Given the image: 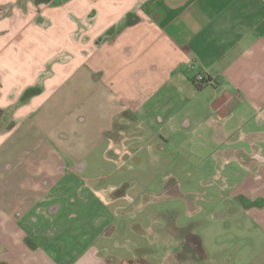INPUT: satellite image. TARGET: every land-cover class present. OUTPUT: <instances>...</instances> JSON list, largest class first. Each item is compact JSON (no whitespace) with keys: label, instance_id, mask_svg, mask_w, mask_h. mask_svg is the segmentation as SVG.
Masks as SVG:
<instances>
[{"label":"crops","instance_id":"obj_1","mask_svg":"<svg viewBox=\"0 0 264 264\" xmlns=\"http://www.w3.org/2000/svg\"><path fill=\"white\" fill-rule=\"evenodd\" d=\"M198 75L210 83L197 89ZM34 87L38 93L20 103ZM0 89L22 93L15 101H3L0 93V110L14 121L37 116L50 102L60 105L62 94L70 112L79 105L85 115L92 108L97 144L104 145L96 169L94 159L56 138L58 158L70 162L62 174L78 185L68 182L58 187L65 197H54L47 175L45 192L36 197L48 205L45 211L0 209V257L7 264L136 259L102 253L90 244L94 235L78 252L72 243L60 246L58 234L24 235L9 226L14 220L56 226L62 199L85 210L97 202L118 218L141 194L120 164L152 155L155 146L162 150L173 137L195 140L199 155L221 162L210 171L214 184L208 183L202 202L219 216L217 223L227 230L230 220L242 219L239 234H264V0H0ZM64 122L63 116L47 120V132L65 136L59 129ZM4 143L0 135V150ZM255 201L261 206H248ZM194 205L198 214L205 207ZM114 228L108 225L102 235H113Z\"/></svg>","mask_w":264,"mask_h":264},{"label":"rangeland","instance_id":"obj_2","mask_svg":"<svg viewBox=\"0 0 264 264\" xmlns=\"http://www.w3.org/2000/svg\"><path fill=\"white\" fill-rule=\"evenodd\" d=\"M0 93L3 94V101L19 100L22 95L9 90L7 94L1 89ZM62 95L60 105L55 106L50 102L49 107L44 108L37 116L29 113L14 121L10 114L0 110V120H5V116L10 119L0 126V135L5 141L0 150L2 211L14 213L15 208L19 207L24 214H28L35 206L45 211L48 205L37 204L36 197L38 193L42 196L45 192L42 185L47 175L53 178L49 190L54 197H65L63 190L58 187L68 182L69 185H78L71 177H64L62 174L70 166V162L67 158H58L63 153H56L53 143L57 137L68 141L76 155L87 156L92 161L94 159L93 164L98 168L104 147L97 144L98 113H93L92 108H89L84 115L79 105L75 111L70 112L65 104V96ZM21 99L22 97L20 103L27 98ZM60 116L65 119L61 128L59 127L65 130L63 137L58 136V131L47 132L48 126L45 124L47 120L55 123ZM10 121L14 122V126ZM160 146L163 149L155 146L152 155L127 159L126 163L120 164L121 173L128 176L126 180H130L135 191L141 194L128 204L129 208L118 211V218H113L97 202L93 201L85 210L81 205H70L68 200L62 199L59 214L54 219L51 218L56 226H50L47 220L42 230L41 226L38 228V225L22 224L14 220L9 228L22 230L24 235L31 234L32 230H36L39 235L44 232L58 234L62 241L60 246L66 247L72 243L76 249L90 243L94 235L97 237L96 243L90 244H94L102 253L111 252L134 258L137 256L136 249L145 248L147 253L144 257L152 264H264L263 233L245 230L239 234L242 219L241 222L230 220L229 227L225 230L217 223L219 216L214 218L215 212L208 210L207 205L202 203L209 198L204 194L208 191V183L214 184L210 171L220 166L221 162L215 161L213 157L199 155L197 152L200 147L192 139L180 140L173 137L167 145ZM175 184L180 193H176L178 189L176 190ZM197 203L205 206L200 214L192 207ZM110 224L115 227V232L106 237L102 232ZM249 226L248 224V229ZM0 234L5 235L1 224ZM84 234L89 239L84 237L83 242L80 236ZM190 235H198L203 239V252H193V244L187 242ZM9 238L13 240L12 236ZM44 250L40 253H47ZM3 259L0 257V263L5 262Z\"/></svg>","mask_w":264,"mask_h":264},{"label":"trees","instance_id":"obj_3","mask_svg":"<svg viewBox=\"0 0 264 264\" xmlns=\"http://www.w3.org/2000/svg\"><path fill=\"white\" fill-rule=\"evenodd\" d=\"M208 81H209L208 79H205L204 82H208ZM193 85L197 89H200L203 84H197L196 82H193ZM37 93H38V89H36V88L35 89L34 88L29 89L23 94L21 100H23L25 98H28V97H30L32 95H35ZM248 206H261V204L255 201L253 203H249ZM187 242H189L190 244H193V252H196L197 250L203 252L202 246H201L200 241H199L197 236L190 235L189 239L187 240ZM186 244H188V243H186ZM148 251H150V250H148ZM146 253H147V250L145 248L137 249L136 250L137 258L133 259V260H126L122 264H152L151 262H149L148 260L143 258V256H145ZM203 257L204 256H201V258H203ZM0 264H7V263L1 262Z\"/></svg>","mask_w":264,"mask_h":264},{"label":"built area","instance_id":"obj_4","mask_svg":"<svg viewBox=\"0 0 264 264\" xmlns=\"http://www.w3.org/2000/svg\"><path fill=\"white\" fill-rule=\"evenodd\" d=\"M204 81H205V78L202 75L196 76V79L194 80V82H196L197 84H208V83H210L209 81L208 82H204Z\"/></svg>","mask_w":264,"mask_h":264}]
</instances>
